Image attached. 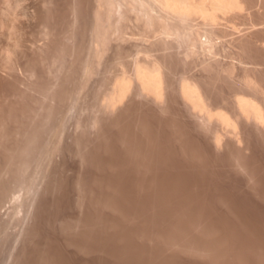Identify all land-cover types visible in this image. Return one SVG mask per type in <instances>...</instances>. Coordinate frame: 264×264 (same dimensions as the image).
Returning <instances> with one entry per match:
<instances>
[{"label":"rangeland","instance_id":"obj_1","mask_svg":"<svg viewBox=\"0 0 264 264\" xmlns=\"http://www.w3.org/2000/svg\"><path fill=\"white\" fill-rule=\"evenodd\" d=\"M111 1L0 0V264H264V121L240 117L235 136L178 93L194 76L231 111L251 90L264 116V0L220 28L189 20L180 40L218 32L193 55L188 38L159 50L136 3ZM147 47L167 98L111 106Z\"/></svg>","mask_w":264,"mask_h":264},{"label":"bare ground","instance_id":"obj_2","mask_svg":"<svg viewBox=\"0 0 264 264\" xmlns=\"http://www.w3.org/2000/svg\"><path fill=\"white\" fill-rule=\"evenodd\" d=\"M113 1H111V3ZM121 1L123 2V0H121ZM130 1L131 2L133 1V2L136 3L135 7L140 10V13H142V14H140V15H142L141 20H142V23L144 24V27H145L144 29L149 34L148 37H150V36L152 37L153 36L154 39H157V41H154V42L159 43L157 47L160 46L159 50L161 49V51H162V49L164 50V49H166L168 47L170 48V46L174 47V45L171 42H169V40L172 38L174 41L175 40L177 41L180 38V34L183 33L182 31H185L188 28L187 23L191 22L189 20H192L193 18H198V19L200 18V20H202L201 23L204 22L203 24L206 23V24H209L211 26H214L213 28L215 29V27L218 26L221 23V20H223L222 18L227 19V17H225V16H228V17L232 16L231 18L233 19V15H234V18H235V16H237L236 14L243 13L245 11L244 10L245 9L244 5L246 3V2L244 3L243 0H130ZM118 2H120V1H118ZM118 2L116 1L115 3L118 4ZM243 3H244V5H243ZM246 6H247V4H246ZM111 9H113V8H111ZM139 10H137V11H139ZM120 12H122V11H120ZM99 14H98V16H99ZM130 14H132V13L130 12ZM140 15H138L139 19H140ZM132 17H134V16H132ZM229 19H230V17H229ZM120 20L121 19H119V21ZM130 20H132V19H130ZM136 20L138 21V19H136ZM141 20H139V21H141ZM122 21H124V20H122ZM232 21H231V23H232ZM123 24H126V23H123ZM143 24L141 25V27L143 26ZM221 25H222V23L220 24V27H221ZM189 26H190V24H189ZM184 27L186 29H184ZM231 28L235 29L237 27L234 24V25H232ZM187 32H186V34H187ZM190 32H192V31H190ZM190 32L187 35L185 34L186 37L184 36V39H181V40H185L186 41V38H188L187 41H189L190 44H192V47H194L193 49L190 48L192 50V51H190L192 55H193L194 52H197V50L199 51L198 48H200V47L204 48V47H206L208 45V43H212L213 39H214V36H216L217 35L216 33H218L217 31L215 32L213 29L212 30H208V32L206 31L207 33L204 34L205 39H203V34L201 32H199V33L202 34L201 35V40L197 41L198 38H195V36H198V35L194 36ZM192 33H195V32H192ZM220 34H221V32H220ZM220 34H219V36H220ZM182 36L183 35H181V38H183ZM143 37H144V35H143ZM150 39H152V38H150ZM142 40H145V39H142ZM181 40L179 39L178 43H180ZM187 41L185 43H187ZM183 42L184 41H182V44H183ZM200 42H201V44L203 46L205 44V46L202 47V45H200ZM157 43H156V45H157ZM149 44H148V46H151ZM152 44H155V43H152ZM151 47H149V48H151ZM155 48L156 47H154L153 49H155ZM169 48L166 49V51L168 50L167 52H169ZM147 49H148V47H147ZM151 51H152V49H151ZM151 51H149V49L148 50L145 49V51H143V52H146L145 58H144V60L143 59H140V60L137 59L138 61H136L137 63L135 62L136 64H134V71L132 72L133 73L132 76H129L128 74H124L121 77L117 78L116 82H114L115 83V87H113L114 88V95L111 93L113 95L111 99H110L111 95H110V97L107 96V98L110 99V101H111V103H110L111 106H116L117 107L118 104L123 103V101L127 99L126 97H129L130 95H133L131 93V89H133L132 92H135L136 94L138 93L137 95H140V94L144 95L145 94V95H148L149 97H152L154 99L153 101H155V103L156 102L161 103L162 101H164V98L166 96L165 95V90L168 87V86L165 87V83H166L165 79H167V78H165V76H164L165 75L164 74V69L166 67L165 66H164L165 68L163 67V64H162V62H163L162 60L163 59L161 60L162 62L158 59V57L154 58V56H153V58L151 59L150 53H149ZM155 51H156V49H155ZM172 51L174 52V50H172ZM152 52L154 53V51H152ZM187 54L188 53H186V56H187ZM157 56H160V55H157ZM166 57H167V55H166ZM207 65H209V64H207ZM232 68H231V71H233ZM129 70H131V69L129 68ZM226 70H229V72H230V69L226 68ZM130 73H131V71H130ZM228 74H230V73H228ZM186 77L187 76H185V78L181 79L182 81L180 83V86H179V89H178V93L180 94V96L183 99V101L185 102V104H187L189 106L190 110H192L193 113H196V114H198V116L201 117L203 123L205 122V125L206 124H210L213 121H215V122L217 121L219 124H221V127L222 126L224 127V130L226 128L229 132H233L235 136L236 135L238 136V134H235V133L238 130H240L238 128V126L242 122L243 119L246 120V121H254V124L258 123L260 125L261 122L263 123V121H264V116L262 115L263 111H260V107H259L260 103H258L259 99L257 98V96H259V95L258 94H254L253 95V92H254L253 90L254 89L252 90L253 92H251V90H250V92L245 90V91H247V92H245L244 89L241 92H235V94L233 95V97L231 99L232 101L230 100L231 103L233 102L232 103V107H231L232 110H233V108L235 109L234 111L231 110L233 112L232 113L231 111L225 110L224 108H222V105H221L220 108H219V106H215L216 108H214V106L211 104V102H208L209 98H207V95L205 96L204 90L202 89V86H201L200 82L198 80H196V78L194 79V76H192L193 78L191 77V75H190L189 78H186ZM241 78H242V80H241L242 84H245L248 87L250 86L249 88H251V89L253 87L254 88L256 87L255 86L256 84L254 83L255 80L253 81L252 78L251 79L248 78L247 75L243 76ZM135 86H137V88ZM134 87L137 90L135 89V91H134ZM233 90H235V89H233ZM243 91H244V93H243ZM260 91H262V90H260ZM129 93H131V94L128 96ZM108 99H107V101H108ZM231 103H230V105H231ZM107 104H106V107H107ZM108 107H109V105H108ZM229 108H230V106H229ZM115 109H114V111H115ZM262 109H264V108H262ZM106 112H107V109H106ZM112 112H111V114H112ZM234 112L236 114H234ZM200 117H198V119H200ZM240 117L243 118V119L241 120ZM201 119L199 121H201ZM238 120H241V122H239V124H237L238 125L237 126L236 123H237ZM258 124H256V125L258 126ZM262 125H260V128L262 127ZM262 128H264V126ZM212 130H213V128H212ZM214 130H215V126H214ZM215 132H216V134L218 133L217 131H215ZM239 133H240V131H239ZM223 135H224V133H223ZM219 137H220V139H219ZM221 137H222V134H217L215 136V138L213 137L215 139V141L217 142L216 143L217 145L218 144L220 145L219 141H221L224 136L222 138ZM226 138H227V136H226ZM231 140H233V139H231ZM17 211H19V209Z\"/></svg>","mask_w":264,"mask_h":264}]
</instances>
